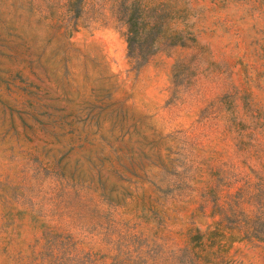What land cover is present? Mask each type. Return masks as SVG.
Instances as JSON below:
<instances>
[{
	"label": "rangeland",
	"instance_id": "374dc122",
	"mask_svg": "<svg viewBox=\"0 0 264 264\" xmlns=\"http://www.w3.org/2000/svg\"><path fill=\"white\" fill-rule=\"evenodd\" d=\"M0 264H264V0H0Z\"/></svg>",
	"mask_w": 264,
	"mask_h": 264
},
{
	"label": "trees",
	"instance_id": "16d2710c",
	"mask_svg": "<svg viewBox=\"0 0 264 264\" xmlns=\"http://www.w3.org/2000/svg\"><path fill=\"white\" fill-rule=\"evenodd\" d=\"M127 31L128 32H127L126 40H127L128 53L133 54L134 52L137 53V51H141L140 48L141 44L138 43V41L136 40L137 39L136 36L140 35V33L137 27L135 26L133 19H131V22L128 24ZM146 46L147 49H145L144 52H141L140 54H136L137 57H140L139 62L144 61L147 55L151 53L153 50L152 39H150V37H148L147 39Z\"/></svg>",
	"mask_w": 264,
	"mask_h": 264
}]
</instances>
